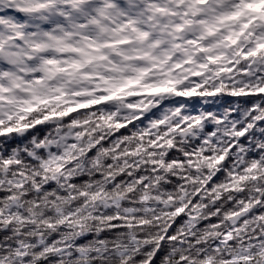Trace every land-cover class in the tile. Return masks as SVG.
Listing matches in <instances>:
<instances>
[{"label":"clouds","instance_id":"9594fccd","mask_svg":"<svg viewBox=\"0 0 264 264\" xmlns=\"http://www.w3.org/2000/svg\"><path fill=\"white\" fill-rule=\"evenodd\" d=\"M0 264H264V0H0Z\"/></svg>","mask_w":264,"mask_h":264}]
</instances>
